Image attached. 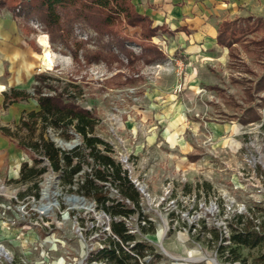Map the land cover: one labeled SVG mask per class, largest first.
Returning a JSON list of instances; mask_svg holds the SVG:
<instances>
[{"label":"rangeland","instance_id":"rangeland-1","mask_svg":"<svg viewBox=\"0 0 264 264\" xmlns=\"http://www.w3.org/2000/svg\"><path fill=\"white\" fill-rule=\"evenodd\" d=\"M19 14L0 8V247L9 254L0 253V264H111L95 260L111 218L94 198L71 192L51 168L21 180L22 164L39 157L18 146L42 128L35 125L32 135L20 128L39 109L36 88L64 92L95 113V135L113 146L142 194L141 215L126 219L153 249L141 264H225L221 247H232L236 217L264 219V11L237 21L241 39L221 45L224 58L208 68L212 81L200 85H186L192 67L174 58L164 27L152 42L141 40V28L121 31L132 56L83 26L68 47L52 44L38 19ZM152 46L164 56L153 58ZM46 49L50 67L42 64ZM13 90L30 98H6ZM69 131L72 140L48 124L45 137L69 151L81 144ZM104 191L119 198L113 187ZM239 254L234 264H264V245Z\"/></svg>","mask_w":264,"mask_h":264},{"label":"trees","instance_id":"trees-1","mask_svg":"<svg viewBox=\"0 0 264 264\" xmlns=\"http://www.w3.org/2000/svg\"><path fill=\"white\" fill-rule=\"evenodd\" d=\"M2 7H7L14 13L18 11L27 20L38 19L52 44L68 47L74 39L75 28L83 26L92 29L100 38L107 37L110 44L121 54L132 56L131 50L125 46L121 31L141 28V40L152 42L157 32L163 28L154 26L149 17L139 14L132 0H0V8ZM237 28L240 29L237 21L224 22L220 28L222 30L219 32L218 43L230 48L243 35L237 34ZM150 49L153 58L164 56L158 48L152 46ZM174 58L185 65L188 63L178 52ZM35 79L44 82L46 77L40 75L35 76ZM35 93L39 109L30 111L22 118L20 128L27 129L30 135L35 133V125L41 124L42 128L35 140L23 138L18 146L30 154H38L39 157H31L33 166H29L28 162L22 164L21 180H34L51 168L60 175L71 192H83L84 195L94 198L97 208L103 209L111 218L110 235L103 248L98 249L95 260H104L111 264H141L147 255L153 254V249L137 240L126 219L136 213L141 215L142 194L131 180L128 170L113 157V146L95 135V113L79 106L74 98L66 97L64 92L44 95L36 88ZM10 97L14 98L13 101H19L28 100L30 95L26 91L13 90L6 94V98ZM48 124L61 131V136L66 140L73 139V135L69 134V129L72 128L79 136L81 144L69 151L59 148L55 142L45 137V126ZM2 131L3 134L14 137L7 129ZM85 166L89 167L87 171ZM82 172H85L84 179L76 181V176ZM35 186L37 188L38 184ZM105 187L115 188L119 198L110 197L104 191ZM244 219L245 216H237L235 228L230 223L232 247L227 251L226 247H221L225 264L239 262V250L242 247L255 249L264 245V219L259 224H255L254 218Z\"/></svg>","mask_w":264,"mask_h":264},{"label":"crops","instance_id":"crops-1","mask_svg":"<svg viewBox=\"0 0 264 264\" xmlns=\"http://www.w3.org/2000/svg\"><path fill=\"white\" fill-rule=\"evenodd\" d=\"M132 3L154 26L165 28L170 38L163 34V39L168 41L174 55L178 52L186 58L187 67H192L194 77H189L186 85L212 81L208 73L210 63L224 58L218 43L221 24L264 11V0H132ZM215 131L218 133L220 129Z\"/></svg>","mask_w":264,"mask_h":264},{"label":"bare ground","instance_id":"bare-ground-1","mask_svg":"<svg viewBox=\"0 0 264 264\" xmlns=\"http://www.w3.org/2000/svg\"><path fill=\"white\" fill-rule=\"evenodd\" d=\"M40 42H41V45L42 46H44V47H47L48 46V41H47V39H46V36H42L41 38H40ZM42 59H43V62H42V64L44 65V66H46V67H50V66H52V64H53V59H52V53H51V51H49L48 49H46L45 51H44V54H43V57H42ZM0 253L1 254H3V255H5V256H8L9 254H8V252L3 248V247H0ZM196 258H192L191 260H195ZM201 260V259H200ZM196 261V260H195ZM213 261V263L214 264H216L215 262H214V260H212Z\"/></svg>","mask_w":264,"mask_h":264},{"label":"water","instance_id":"water-1","mask_svg":"<svg viewBox=\"0 0 264 264\" xmlns=\"http://www.w3.org/2000/svg\"><path fill=\"white\" fill-rule=\"evenodd\" d=\"M140 190H142V189H140Z\"/></svg>","mask_w":264,"mask_h":264}]
</instances>
